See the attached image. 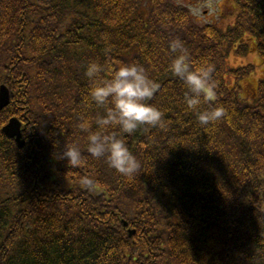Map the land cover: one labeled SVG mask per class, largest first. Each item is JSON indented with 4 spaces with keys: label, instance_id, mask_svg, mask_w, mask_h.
Instances as JSON below:
<instances>
[{
    "label": "trees",
    "instance_id": "obj_1",
    "mask_svg": "<svg viewBox=\"0 0 264 264\" xmlns=\"http://www.w3.org/2000/svg\"><path fill=\"white\" fill-rule=\"evenodd\" d=\"M231 1L221 26L177 0H0V88L11 94L0 111V264H264V0ZM257 53L260 68L238 57ZM181 54L212 65L214 96L199 110L222 106L220 120L200 125L186 108L169 71ZM90 61L135 63L158 84L149 103L164 126L124 136L140 163L131 179L91 157L78 127L87 117L95 130L105 111L84 102ZM13 118L24 148L3 132ZM54 142L75 143L85 163L53 159Z\"/></svg>",
    "mask_w": 264,
    "mask_h": 264
},
{
    "label": "clouds",
    "instance_id": "obj_2",
    "mask_svg": "<svg viewBox=\"0 0 264 264\" xmlns=\"http://www.w3.org/2000/svg\"><path fill=\"white\" fill-rule=\"evenodd\" d=\"M171 47L175 49L178 45ZM169 71L183 82L187 89L184 103L187 109L196 111L200 125L207 126L226 115L222 106L199 110L202 99L211 101L214 96L210 83L213 67L207 60L192 66L188 56L181 54L171 61ZM103 72L108 76L102 77ZM84 75L89 81L84 102L105 109L104 115L94 121L95 130L90 118L82 117L78 124L79 129L87 133V152L95 159L104 158L109 168L131 179L138 172L140 163L129 150L124 136L131 135L142 125L164 126V113L149 103L158 84L135 63L112 68L90 61ZM109 129H118V132ZM53 149V159L66 161V165L79 167L85 163L75 143H64L61 147L54 142ZM80 183L89 191L96 186L95 180L89 176L82 177Z\"/></svg>",
    "mask_w": 264,
    "mask_h": 264
},
{
    "label": "rangeland",
    "instance_id": "obj_3",
    "mask_svg": "<svg viewBox=\"0 0 264 264\" xmlns=\"http://www.w3.org/2000/svg\"><path fill=\"white\" fill-rule=\"evenodd\" d=\"M180 3H187L184 0H177ZM200 1V4L198 3ZM198 2H191L190 5H188L193 14L196 16L195 18L197 20H199L200 24L201 23H218L221 26L226 25L227 22H229V20H233V15L232 13L236 10L235 5H233V2L231 0H199ZM259 54H250V55H246V56H238L240 59H242L241 61L243 63L248 62V64H252L254 65V67H258L260 68V65L257 64V58L251 57V56H257L258 58H260V56H258ZM237 56L235 55V57H232L229 59V65H231V63L233 65H235L238 60H236ZM261 61V60H260ZM247 64V63H246ZM237 66H242V64H239ZM233 67V66H232ZM263 76V72L261 69L257 70L256 72L250 76L249 78H247L246 80H242L241 81V85H243V89H244V93H246L247 91V85L249 82H254L255 84L258 83L260 77ZM243 96H245L243 94Z\"/></svg>",
    "mask_w": 264,
    "mask_h": 264
},
{
    "label": "water",
    "instance_id": "obj_4",
    "mask_svg": "<svg viewBox=\"0 0 264 264\" xmlns=\"http://www.w3.org/2000/svg\"><path fill=\"white\" fill-rule=\"evenodd\" d=\"M10 103V92L6 87L2 86L0 89V110L6 108ZM21 123L12 119L10 123L3 129L4 133L9 137L16 140L18 146L23 148L25 142L22 141ZM127 226V224H126ZM134 231H130V235H133Z\"/></svg>",
    "mask_w": 264,
    "mask_h": 264
}]
</instances>
